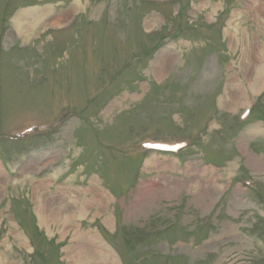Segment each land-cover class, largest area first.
<instances>
[{"label":"rangeland","instance_id":"374dc122","mask_svg":"<svg viewBox=\"0 0 264 264\" xmlns=\"http://www.w3.org/2000/svg\"><path fill=\"white\" fill-rule=\"evenodd\" d=\"M259 67L264 0H0V264H264Z\"/></svg>","mask_w":264,"mask_h":264},{"label":"bare ground","instance_id":"6f19581e","mask_svg":"<svg viewBox=\"0 0 264 264\" xmlns=\"http://www.w3.org/2000/svg\"><path fill=\"white\" fill-rule=\"evenodd\" d=\"M43 17L45 18L44 11L39 10H28L25 12H21L16 15L14 20L15 25V32L21 37L28 38L30 33H32L36 26L43 22ZM61 25L58 22H56L53 25L50 26H58ZM159 72H162L165 70V66L160 64L158 66ZM254 76L251 77V87L253 91L258 92L263 86V80H264V68L259 67L255 68L254 70ZM150 161L146 162V165H152ZM4 179V176L2 172L0 171V182ZM39 187V185H38ZM42 187V185H41ZM41 190V188H40ZM89 193H91V201H93L94 204L101 205L103 201H106V197L103 194L101 189L93 188L91 185L90 188H88ZM53 199H46L45 200H37L36 203V215L39 223L41 225L48 226V223L55 224L57 226H61L63 228H70V220L73 218V208H75L71 203H67L64 200L59 204L57 208H52L51 201ZM65 204V205H63ZM90 203L88 201L81 202L80 208H76V212L78 216L83 215V213L90 209ZM100 211V208L98 207L97 212ZM71 249V248H70ZM67 249V252L70 250ZM95 253V252H94ZM104 257H109L110 255L108 253H103Z\"/></svg>","mask_w":264,"mask_h":264}]
</instances>
